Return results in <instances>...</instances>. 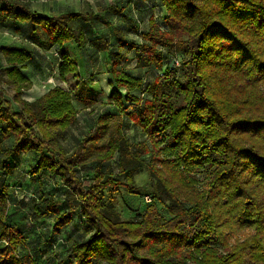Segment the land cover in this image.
Returning a JSON list of instances; mask_svg holds the SVG:
<instances>
[{"label": "trees", "instance_id": "16d2710c", "mask_svg": "<svg viewBox=\"0 0 264 264\" xmlns=\"http://www.w3.org/2000/svg\"><path fill=\"white\" fill-rule=\"evenodd\" d=\"M117 1L108 10L132 22L130 7L122 2L130 1ZM155 1L137 3L151 7ZM160 2L166 12L164 26L151 17L140 42L118 35L116 45L106 41L99 47L83 27L71 24L88 23L96 13L45 14L16 0H0V26L39 49L59 53L57 75L69 84L67 90L54 86L33 101L24 100L21 95L33 84L22 69L37 52L23 45L0 46L5 81L15 90L12 100L0 90V264H35L16 254L22 229L6 223L9 202L1 170L7 158L29 152L37 158L28 175L47 172L66 187L65 210L51 199L36 208L42 217L53 216L51 236L70 223L74 210L83 218L87 237L69 245L70 264H264V0ZM92 46L105 50L109 97L119 119L124 113L147 142L130 146L119 123L112 134L115 114L105 112L65 157L55 149L77 121L74 98L93 103V93L77 91L87 78L80 77L72 52L86 53ZM124 47L136 50L138 68L160 70L163 61L181 55L183 83L172 82L165 72L150 82L126 72L121 66L127 59ZM91 81L88 78L87 85ZM12 101L20 108L14 110ZM125 102L132 106L124 108ZM3 140H8L5 146ZM116 153L123 176L104 178L101 168ZM89 159L96 163V174L80 179L77 164ZM143 167L149 183L147 188L135 187L133 175ZM204 168L208 182L199 187L197 172ZM121 187L129 194L149 196L132 219H122L105 201ZM157 203L165 205L168 217L161 215ZM1 242L7 246L2 248Z\"/></svg>", "mask_w": 264, "mask_h": 264}, {"label": "rangeland", "instance_id": "374dc122", "mask_svg": "<svg viewBox=\"0 0 264 264\" xmlns=\"http://www.w3.org/2000/svg\"><path fill=\"white\" fill-rule=\"evenodd\" d=\"M18 2L31 5L35 11L39 13H62L68 11H80V12H93L97 17H94L90 22L83 24L80 21H72L73 26L80 25L84 28L86 36L93 40L96 39L99 47L103 46L106 41L110 46L116 45L117 36L123 35L125 39L136 40L140 42V33L148 29V21L153 17L157 23L161 26L163 24V16L166 15L164 8L161 5L160 0H156L151 7H144L142 4L137 3V0L130 4L127 1L122 0H16ZM118 3L126 2L130 7L125 9L128 15L131 16L130 20L122 17L120 13H111L108 10V6L113 2ZM135 24L137 29L133 26ZM91 25V27H89ZM98 35L104 36V38H98ZM0 45H15L25 46L28 48H34L37 52L36 58L30 64V71L35 74L33 77L34 86L25 90L21 95L25 100H35L45 94L49 89L54 86H60L63 89H68L69 84L61 81L57 75L58 55L55 50L39 49L36 45H33L29 40H24L13 34L12 30H6L0 26ZM70 48V47H69ZM123 52L127 59L121 62V66L126 72L138 76L143 79L144 82L152 81L156 76H161L164 72L169 74L172 82L183 83L185 77V68L182 66V56L174 55L169 59L163 61L162 68L157 70L151 68H138L135 65L136 50H127L124 47ZM74 59L76 60L79 68L80 77L87 78L86 83L77 89L81 94L93 93L90 97L93 99L92 104L84 102H77L74 98L73 102L78 111L76 123L66 130L63 138L58 139L56 144V154L58 151H62L65 157L70 156L77 148V143L83 138L85 132L94 126L95 118L102 113L109 112L114 115V123L110 126V132L115 134L116 124H120L124 133V137L127 142L132 146L133 143L139 141H146V135L140 127L136 126L130 121L124 113L122 119H119L117 107L114 105L109 95L112 91V87H109V76L104 72L108 69V60L105 50H96L95 46H92L88 51L82 52L74 50L72 52ZM2 61V60H1ZM32 61V60H31ZM3 67H0V90L3 92L5 99L12 100L14 96V88L5 81V75ZM91 70V71H90ZM94 73V74H91ZM100 72L102 74L98 75ZM96 73V74H95ZM88 78L92 81L90 85H87ZM71 82H75L71 79ZM97 85V86H96ZM171 84L170 90L174 87ZM136 95H140L141 90L136 89L133 91ZM122 96L125 95L124 90H120ZM129 103H124V108ZM12 108L17 110L20 105L12 101ZM129 108V107H128ZM8 140H3L1 144L6 145ZM37 155L29 152L27 154H21L17 157H9L6 159V168L2 172L5 186L7 187V199L9 202V218L6 223L8 225L14 224V222L21 226L23 242L16 249L18 256H28L35 261V264H70L72 259L69 258L68 247L74 241H81L87 236L84 235L82 226L83 218L80 210H74L71 213V221L64 229L56 235L51 236V228L53 224V216H40L36 208H43L46 205L47 200H53L60 203L59 210L63 211L66 208L65 198L66 187L58 178H53L49 173L43 172L40 175L34 177L28 175V170L32 167ZM142 158L148 160V155H143ZM118 155L109 161L104 163L101 168L104 178L112 176L114 178H121L123 175L119 173V167L117 162ZM95 161L86 160V162L77 164V175L80 179H86L93 177L96 172L94 171ZM199 179L198 186L202 187L208 182V168L201 169L197 172ZM150 175L146 167L141 168L137 173L133 175V185L135 187H146L149 183ZM110 188H106L105 192ZM120 192L115 195L113 199L105 198L106 203L111 202L116 211L119 213L122 219H132L138 213H141L144 207V203L149 201V196H139L135 194H129L125 188L121 187ZM164 202L167 203L166 194L163 195ZM160 213L164 217H168V212L164 204L157 203ZM1 247L7 246V242H1ZM0 259L2 255H0Z\"/></svg>", "mask_w": 264, "mask_h": 264}, {"label": "crops", "instance_id": "0c3cea01", "mask_svg": "<svg viewBox=\"0 0 264 264\" xmlns=\"http://www.w3.org/2000/svg\"><path fill=\"white\" fill-rule=\"evenodd\" d=\"M26 5V4H25ZM26 6H28L31 10H33V11H35V9L31 6V5H29V4H27ZM37 12V11H36ZM1 46V45H0ZM2 60V61H1ZM34 60H32V61H30V62H27L26 63V67L25 68H23L22 69V72H23V74L24 75H26L31 81H32V86H34V83H33V77H35V74H34V72L32 73L31 71H30V69H29V67H30V64H31V62H33ZM5 66V61H4V58L2 57V55L0 54V67H4ZM91 71V70H90ZM96 73H98V75H100V74H102V73H105V74H107L108 76H109V84H108V86L109 87H112L111 85H110V80H111V78H110V75L106 72V69L104 70V72H102V73H100V72H96ZM95 73V74H96ZM91 74H94V73H92L91 72ZM33 76V77H32ZM97 86V85H96ZM24 100L25 99H27V98H23ZM27 101H33V100H27Z\"/></svg>", "mask_w": 264, "mask_h": 264}]
</instances>
